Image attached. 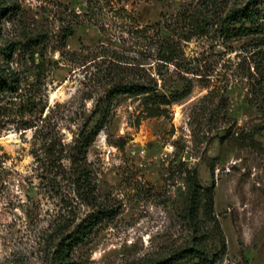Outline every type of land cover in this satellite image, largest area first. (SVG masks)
Instances as JSON below:
<instances>
[{
  "label": "rangeland",
  "instance_id": "obj_1",
  "mask_svg": "<svg viewBox=\"0 0 264 264\" xmlns=\"http://www.w3.org/2000/svg\"><path fill=\"white\" fill-rule=\"evenodd\" d=\"M246 1L0 0V264H52L51 223L89 211L72 146L103 105L85 160L114 216L74 264H192L177 260L193 236L189 170L205 198L201 264H264V39L220 32ZM130 78L155 88L108 96Z\"/></svg>",
  "mask_w": 264,
  "mask_h": 264
},
{
  "label": "trees",
  "instance_id": "obj_2",
  "mask_svg": "<svg viewBox=\"0 0 264 264\" xmlns=\"http://www.w3.org/2000/svg\"><path fill=\"white\" fill-rule=\"evenodd\" d=\"M220 32L228 40L233 37L258 35L264 39V0H247L242 6L232 8L220 19ZM73 34L69 28L66 36ZM164 47V48H163ZM161 48V50H160ZM159 59L166 60L168 57V45H160ZM163 48V49H162ZM261 83V82H260ZM9 84L0 79V89L7 90ZM155 88L149 82L138 81L133 78L126 82H118L108 92V96H134L153 91ZM184 89L183 91H187ZM156 98V97H155ZM157 99V98H156ZM155 99V100H156ZM168 101H165L167 103ZM98 117L91 125H84L79 131L72 146L71 164L73 166V185L76 194L82 200L89 211L79 220L74 222L69 212L66 215H59L49 226L48 258L52 264H74L73 252L78 244L84 242L105 219L113 218V205L100 200L96 192L95 183L92 180L90 169L86 163L85 156L89 146L93 143L97 134L102 130L103 124L110 115L107 106L97 107L94 112ZM150 115H156L155 112ZM264 117V110L262 111ZM203 196V186L199 182L193 170L187 172L186 177V198L183 211L184 218L188 221L193 230L191 245L177 253V260L185 257L192 258V264H201V253L205 254V247H202V237L198 234L201 229L198 220V210ZM223 246H221L222 248Z\"/></svg>",
  "mask_w": 264,
  "mask_h": 264
}]
</instances>
